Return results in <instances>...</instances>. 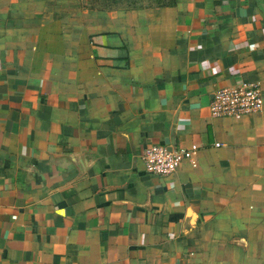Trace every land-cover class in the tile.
<instances>
[{"label":"crops","instance_id":"0c3cea01","mask_svg":"<svg viewBox=\"0 0 264 264\" xmlns=\"http://www.w3.org/2000/svg\"><path fill=\"white\" fill-rule=\"evenodd\" d=\"M239 82L261 110L211 118ZM0 264H264V0H0Z\"/></svg>","mask_w":264,"mask_h":264},{"label":"built area","instance_id":"2783aa9c","mask_svg":"<svg viewBox=\"0 0 264 264\" xmlns=\"http://www.w3.org/2000/svg\"><path fill=\"white\" fill-rule=\"evenodd\" d=\"M262 105L259 84L239 82L216 88L211 93L207 111L214 119L236 120L259 112ZM199 149L200 147L196 144L187 148L152 145L143 150L139 161L148 175L162 177L173 173L182 162L192 159Z\"/></svg>","mask_w":264,"mask_h":264},{"label":"rangeland","instance_id":"374dc122","mask_svg":"<svg viewBox=\"0 0 264 264\" xmlns=\"http://www.w3.org/2000/svg\"><path fill=\"white\" fill-rule=\"evenodd\" d=\"M170 0H79L80 8L97 13L132 12L167 5Z\"/></svg>","mask_w":264,"mask_h":264}]
</instances>
